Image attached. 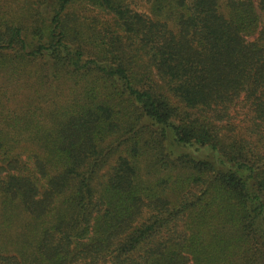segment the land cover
<instances>
[{
    "label": "trees",
    "instance_id": "16d2710c",
    "mask_svg": "<svg viewBox=\"0 0 264 264\" xmlns=\"http://www.w3.org/2000/svg\"><path fill=\"white\" fill-rule=\"evenodd\" d=\"M148 1L0 0V264H264V0Z\"/></svg>",
    "mask_w": 264,
    "mask_h": 264
},
{
    "label": "rangeland",
    "instance_id": "374dc122",
    "mask_svg": "<svg viewBox=\"0 0 264 264\" xmlns=\"http://www.w3.org/2000/svg\"><path fill=\"white\" fill-rule=\"evenodd\" d=\"M128 3L134 8L136 9L137 11L139 12H144V13H147V14H150L152 13V10H151V3L148 1V0H128ZM94 10L93 9H90V12H93ZM94 14H96L94 12ZM168 20V18H167ZM109 23H113V21L111 19H109ZM117 30L118 31H121L119 29V27H117ZM11 91V90H10ZM18 95H21L20 93H18Z\"/></svg>",
    "mask_w": 264,
    "mask_h": 264
}]
</instances>
